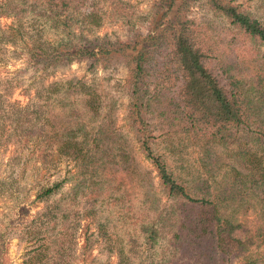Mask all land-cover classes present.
Masks as SVG:
<instances>
[{"label": "trees", "instance_id": "1", "mask_svg": "<svg viewBox=\"0 0 264 264\" xmlns=\"http://www.w3.org/2000/svg\"><path fill=\"white\" fill-rule=\"evenodd\" d=\"M83 1L0 0V19L12 20L0 26V49L11 48L38 73L35 96H81L87 114L98 119L91 135L57 145V156L78 172L73 198L80 194L93 204L107 195L121 201L115 193L122 181L115 174L122 166L142 188L137 242L150 250L160 247L156 264H264V24L231 0H152L144 35L125 21L124 37L97 36L89 31L102 20V0H91L88 13L79 9ZM105 1L108 19L118 12V1ZM195 5L221 25L194 19ZM42 30L63 36L47 41ZM78 62L87 70L124 71L112 89L125 100L123 119L150 172L138 170L118 145L112 100L100 104L79 79L45 82L50 73ZM13 89L11 81L0 80V133L14 132V144L33 145L48 120L41 105L29 111L10 101ZM50 129L59 138L58 129ZM154 132L233 146L236 165L218 180L196 177L185 184L152 151ZM153 179L162 203L152 198ZM59 186L43 188L36 198H47ZM247 203L255 208L253 228L235 217ZM48 212L54 221L67 218L59 203Z\"/></svg>", "mask_w": 264, "mask_h": 264}, {"label": "rangeland", "instance_id": "2", "mask_svg": "<svg viewBox=\"0 0 264 264\" xmlns=\"http://www.w3.org/2000/svg\"><path fill=\"white\" fill-rule=\"evenodd\" d=\"M90 1H83L84 4L79 7L82 13L90 11ZM116 1L118 12L108 19L107 1H99L102 20L89 33L122 38L127 31L126 21L133 24L139 35H144L152 0ZM231 1L239 5L244 13L264 24V0ZM191 16L213 26L222 23L199 5L192 9ZM11 22V19L1 18L0 26L5 27ZM41 34L43 39L52 42L63 36L60 30H42ZM11 50L8 47L4 51L0 49V80H9L14 85L9 100L20 107L29 106V111L41 105L48 126L45 134H38L39 140L33 145L32 141L14 144V132H3L8 127L0 133V264H156L160 247L156 245L150 250L137 242V225L145 202L142 188H137L130 181L131 175H127V172L123 174L122 166L115 174L122 181L115 193L122 198L121 201L116 198L118 202H114L109 200L111 196L103 195L104 198L90 204L85 196H72L79 181L78 172L73 163L57 156V145L71 139L81 141L85 135H91L98 119L87 114L81 96L59 93L49 95L47 100L44 96H35L34 85L38 73H33L24 58L17 57V52L14 56ZM260 51L264 52V47ZM123 77L121 68L87 70L84 62H78L50 73L45 82L79 79L100 104L112 100L113 126L118 145L129 160L136 163L138 170L150 172V165L137 150L133 135L123 119L125 100L112 89L113 83L121 82ZM109 96L112 99H108ZM50 127L58 129L59 138L53 137ZM7 134H10V139H7ZM154 134L152 151L163 159L173 176L185 184L196 177L218 180L227 169L236 165L231 152L233 146L190 143L181 136ZM54 183L60 186L50 196L36 198L43 188ZM152 183V198H160L161 203L164 202L155 187V179ZM84 200H87L86 203ZM56 203L65 210L66 219H51L48 210ZM254 211V206L247 203L235 211V217L252 227ZM133 245L135 248L130 251L129 246ZM231 264L238 262L233 260Z\"/></svg>", "mask_w": 264, "mask_h": 264}]
</instances>
